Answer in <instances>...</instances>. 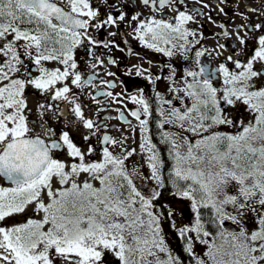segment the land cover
Returning a JSON list of instances; mask_svg holds the SVG:
<instances>
[{"label": "snow or ice", "instance_id": "snow-or-ice-1", "mask_svg": "<svg viewBox=\"0 0 264 264\" xmlns=\"http://www.w3.org/2000/svg\"><path fill=\"white\" fill-rule=\"evenodd\" d=\"M229 2L213 0L224 15ZM194 3L200 7L187 0H0V264H184L155 203L166 180L174 197L190 202V224L177 228L174 211L166 216L193 264H264V12L248 9L257 23L236 13L246 23L223 32L236 41L225 56L227 45L202 43L200 20L215 24V9ZM108 29L169 58L166 74L141 65L125 73L135 69L154 98L142 88L114 93L117 85L94 71L116 63L94 50L120 48L92 35ZM174 57L186 64L179 72ZM161 80L168 96L157 90ZM30 93L40 98L33 106ZM86 97L97 105L95 118ZM109 102L137 123L119 107L118 117L103 119H120L139 135L138 148L123 130L114 137L101 123L107 108L100 105ZM52 117L65 123L54 126ZM74 127L87 130L83 145ZM161 145L171 161L167 174ZM196 244L205 246L203 255Z\"/></svg>", "mask_w": 264, "mask_h": 264}, {"label": "flooded vegetation", "instance_id": "flooded-vegetation-1", "mask_svg": "<svg viewBox=\"0 0 264 264\" xmlns=\"http://www.w3.org/2000/svg\"><path fill=\"white\" fill-rule=\"evenodd\" d=\"M188 4L193 7H200V5L195 4L194 0H187ZM206 2L210 3L212 5V8L215 9L211 12V15L213 16L216 23H211L207 20L206 17L202 18L200 20V24L203 25L202 28H200V31L204 33V35L207 37L206 40L202 41V43L211 49L216 48L217 42L223 43L227 45V51L224 53L225 56L232 54L233 52V43L235 41V36L230 35L229 37H224L223 32L228 31L230 33L234 32L237 25H241L243 23H246L239 15H236L237 12H243L245 15L249 17V20L252 23H257L259 20L257 19V14H253L248 11L249 8H260L261 12H264V0H230V2L226 5H221L224 7L225 12L227 15H224L219 12L218 9H216L215 4L213 3V0H206ZM140 11H143L145 15L148 14V10L141 8ZM207 11V10H205ZM260 19H264V16H261ZM225 25L224 28H221L219 25ZM193 28L199 27V25H192ZM109 31H117L116 29H108V30H101V31H93L92 35L100 41L108 42V41H115L117 44L120 45V48L116 47H109L104 48L103 44L96 47L94 50L96 52V55L100 56L101 59L107 61L109 59H114L116 61L115 64H107L106 67L100 66L97 67L94 71L100 74V77L105 80H112L117 86L115 89H110L114 93H125V94H132L135 93L136 89L142 88L144 89L145 95L149 97L154 98V92H153V86L149 84V82L144 79L143 77H137L135 75V69H133L131 76L126 75V71L129 68H132L133 65H141L144 68H151V71L153 73L157 74H166V72L161 73V66L165 65L166 63L170 62L168 57L163 56L160 53H155L150 49H147L143 47L138 41L134 40L131 36H122L117 35L115 37L109 36ZM121 32H128L130 31L128 28L121 26L120 29ZM127 40V43H124V41ZM238 43V42H237ZM249 49L253 46V41L249 40ZM120 49H123L121 51ZM79 63L81 65V69L83 71H87V69L84 68V60L87 59L86 53L83 50L78 51L77 53ZM148 61H151V65H149ZM202 61H211L215 63V60L213 56H206L202 58ZM173 63L176 64L178 68V72L182 70L184 66H186L185 62L180 59L179 57L172 58ZM114 72L116 73L115 77H108L106 75L107 72ZM167 89V82L164 80H161L158 82L157 90L163 93L165 96H168L169 94L166 91ZM108 90V89H106ZM86 91L91 92L92 89L89 88ZM101 100H103V97H99ZM39 96L35 93L29 94V103L30 106L35 105L39 101ZM85 102L90 104L91 111L89 112V115H92L95 118L97 105L91 102L89 98H85ZM127 103V108L132 109L135 106L132 105L130 102L125 101ZM155 107V105H153ZM100 107H106L107 110L99 112V117L101 119V123H107L108 125H111L107 129L108 133L114 137L120 138V132L117 131L123 130L124 135L128 136L127 144L131 145L132 147H137L139 144V135L131 133L130 131H127L128 126L124 124L120 119H111V120H104V117L112 116V117H118L119 113L115 111L117 107L121 108L124 111V115L127 119L133 120L134 126L137 122H135L134 118L128 116L127 110L123 108V105H117L108 103L107 105H100ZM245 117H247V114H245ZM35 118V116H33ZM72 117L69 116L68 119H71ZM52 123L54 126H62L65 123L64 119H60L57 121L56 117H52ZM151 127L155 131V123L153 122ZM87 130L80 129L77 131L74 128H72V135L74 136L76 142L80 145H83L82 136L86 133ZM155 140V137H154ZM96 141H93L95 143ZM86 146V145H85ZM161 151L162 154L166 152L163 145H161ZM141 157L138 155H134L131 160L133 162L140 161ZM164 160H165V174H167L169 168L171 167V161L168 159L167 155L164 154ZM167 192L166 194H163V192ZM161 196L160 198L155 202L157 205H163L168 206L171 201L177 200L178 203H180L183 207L186 204L185 200H181L179 198H176L172 195V191L170 189V184L166 180V187L164 189H161ZM167 203V204H166ZM170 208V207H168ZM252 225L250 224L249 227ZM230 227L235 228L234 225H230Z\"/></svg>", "mask_w": 264, "mask_h": 264}, {"label": "trees", "instance_id": "trees-1", "mask_svg": "<svg viewBox=\"0 0 264 264\" xmlns=\"http://www.w3.org/2000/svg\"><path fill=\"white\" fill-rule=\"evenodd\" d=\"M171 191V185H170ZM167 192H163V194H166ZM157 209L164 214V218L162 221V227L164 230V234L166 236V240L168 244L171 246V248L174 250L175 254L179 255L181 259L184 261V264H193L192 258L188 256L187 253L183 252V241L179 239L176 231L171 227V221L167 219L166 213L170 211L168 206L163 205H157ZM186 225V223H183L180 227H183ZM177 228H180L179 226H176ZM198 254V252H197ZM199 255V254H198Z\"/></svg>", "mask_w": 264, "mask_h": 264}, {"label": "rangeland", "instance_id": "rangeland-1", "mask_svg": "<svg viewBox=\"0 0 264 264\" xmlns=\"http://www.w3.org/2000/svg\"><path fill=\"white\" fill-rule=\"evenodd\" d=\"M144 171H145V174H147V170L145 169ZM185 201H186V204L184 205V207L180 203H178L177 200H173L169 204L166 203L168 205V207H170L169 209L174 211V215L172 216V220H174L176 226H179V227L183 223L190 224L192 219H193V214H192L191 208H190V202L187 200H185ZM17 219L22 220L23 217H19ZM11 222L12 221H9V223H11ZM195 251L198 252L199 255H203V252L205 251V246L200 245V244H196Z\"/></svg>", "mask_w": 264, "mask_h": 264}]
</instances>
